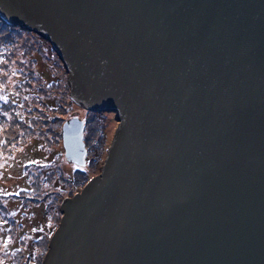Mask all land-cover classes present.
I'll list each match as a JSON object with an SVG mask.
<instances>
[{
    "label": "water",
    "instance_id": "obj_1",
    "mask_svg": "<svg viewBox=\"0 0 264 264\" xmlns=\"http://www.w3.org/2000/svg\"><path fill=\"white\" fill-rule=\"evenodd\" d=\"M0 16L52 43L76 104L117 113L43 264H264V0H0ZM84 129L62 126L78 165Z\"/></svg>",
    "mask_w": 264,
    "mask_h": 264
},
{
    "label": "trees",
    "instance_id": "obj_2",
    "mask_svg": "<svg viewBox=\"0 0 264 264\" xmlns=\"http://www.w3.org/2000/svg\"><path fill=\"white\" fill-rule=\"evenodd\" d=\"M47 41L35 31L14 26L0 17V162L3 161L4 157H12L20 147L27 146L31 142L30 139L40 138V140H44V143L53 140L54 145L61 142L63 144L62 129L58 123L64 113L58 108L59 110L56 109L54 114L50 115L51 108L47 103L52 98V93L58 97L59 107L74 101L70 96L68 71L60 56H57L59 59L55 58V60L50 58L48 64H54L55 70L47 72L45 57L40 56L41 51H38L41 48L46 50ZM51 71L54 74L53 78L49 76ZM21 82L27 87L26 89L23 88ZM62 85L65 88H61ZM77 106L79 105L77 104ZM87 112L88 117L91 116L94 122H99L101 111L98 113L87 110ZM88 117L84 119L86 144H88L89 139V134L85 135V130L89 127L87 124ZM87 149L89 148L87 147ZM59 157H64L67 160L63 155ZM59 157L55 159L54 163L53 161L39 163L40 166H37L38 163L29 162L26 167L27 175H29L28 185L16 193L0 192V207L5 212H7V203L11 200L24 206L27 209L25 213H28V208L32 207V202L40 203V200H46L47 207L52 210L50 220L52 225L49 231H44V234L38 235L35 243L32 241L30 243L29 240L25 242L23 238V248L12 249L11 261L8 260L11 251H8L7 254L4 253L5 262L9 261L10 264H43L45 254L49 249L50 238L61 220L60 201L62 198H58V195L60 197V192L64 193L67 190L68 185L66 183L69 181L61 173L60 178L65 185L56 190L54 180L59 178V175L55 177V171L51 169V166L55 163L57 165ZM89 179L88 175H85L83 180L78 183L79 186L83 187ZM41 205L44 206L45 203L38 204V206ZM13 212L17 211H12V213L10 211V214L14 215ZM11 215L5 213L4 218L7 217L5 221L8 223L2 222L1 225L10 226L12 237L17 239L15 235L21 231L19 226L21 225L23 230L24 225H17L15 217ZM26 244L27 250H24Z\"/></svg>",
    "mask_w": 264,
    "mask_h": 264
},
{
    "label": "rangeland",
    "instance_id": "obj_3",
    "mask_svg": "<svg viewBox=\"0 0 264 264\" xmlns=\"http://www.w3.org/2000/svg\"><path fill=\"white\" fill-rule=\"evenodd\" d=\"M12 25L21 27L20 25L16 24ZM21 28L30 30L23 27ZM45 46L46 50H42L41 48L38 51H41L40 56L45 57L48 72L50 70H55L54 64H48L50 62V58L52 60H55V58L57 59V56L59 55L53 48L52 43L49 40L46 42ZM42 52H44L45 54L43 53V55ZM53 75L54 74L51 71V73L49 74L50 78H53ZM21 85L24 89L27 88L24 86L23 82H21ZM61 88H65V86L62 85ZM51 96L52 98L48 100L47 103L48 106H50L51 108L50 115H53L54 111L58 108H60L61 111H63L64 113L63 117L58 123L61 129L63 123L73 116H80L83 119L88 117L87 110L81 109L80 106H77L76 103L67 102L65 105L59 107L58 97L56 96V94L52 93ZM95 112L99 113L100 111ZM100 116L101 118H99V122H94L91 116L88 117L89 121H87V124L89 127L85 130V135L89 134V139L87 141L88 144H86V147H88L89 149H87L85 165H78L76 163L65 160L64 157H59L60 155L65 156V148L62 142L58 145H54L53 140H49V143L47 141L44 143V140H40V138L30 139L31 142L29 141L30 143L27 146L20 147L14 152L12 157H4L3 161L0 162V169H2L0 170V192L16 193L17 191H19V189L28 185L29 175H27L28 173L26 171V167L29 162H34L35 164L38 163L37 166H40L39 163L43 164L52 161L54 163L57 157H59V162L57 163V165L55 163L53 166H51V169L55 171V177L59 175V178L54 180L56 190L57 188H60L65 185L64 181L60 178L61 173L63 174L64 178L69 179V181H67L66 183L68 185L67 190L64 193L60 192V197L58 195V198H62L63 200L64 198L68 196H73L75 193L79 192L83 187H80L78 183H80V180H83L85 175H88V178L91 179L92 177L96 176L101 172L109 145L112 142L115 130L118 125L116 112L104 110L100 112ZM28 122L31 123L30 120H28ZM62 200L60 201L61 203ZM39 202L45 203V205L38 206V204L40 205V203L32 202V207L28 208V213H25L27 209H25L24 206H22L18 202H14V200H11V202L7 203V212L1 210L0 207V256H2L0 258V264H10L9 261L12 260L11 257L13 256L12 249L23 248V238L25 239V242L29 240L30 243H35V240L44 231H49L52 225L50 221L52 216V210H49V208L47 207L46 200H40ZM10 211L11 213L12 211L17 212H13L14 215H11ZM5 213H8L9 215L15 217L17 225H24L23 230L22 226H19V229L21 231H18L19 233L15 235L17 236V239H14L12 237L10 226L5 227L1 225L2 222L8 223L5 221L7 217L4 218ZM4 234L6 235L5 237ZM25 249L27 250V244L24 250ZM8 251H11V255L8 256L9 261L5 262L3 256L4 253L7 254Z\"/></svg>",
    "mask_w": 264,
    "mask_h": 264
},
{
    "label": "snow or ice",
    "instance_id": "obj_4",
    "mask_svg": "<svg viewBox=\"0 0 264 264\" xmlns=\"http://www.w3.org/2000/svg\"><path fill=\"white\" fill-rule=\"evenodd\" d=\"M4 99H6V97H4Z\"/></svg>",
    "mask_w": 264,
    "mask_h": 264
},
{
    "label": "clouds",
    "instance_id": "obj_5",
    "mask_svg": "<svg viewBox=\"0 0 264 264\" xmlns=\"http://www.w3.org/2000/svg\"><path fill=\"white\" fill-rule=\"evenodd\" d=\"M1 17V16H0Z\"/></svg>",
    "mask_w": 264,
    "mask_h": 264
}]
</instances>
